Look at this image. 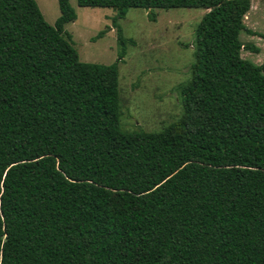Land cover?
Instances as JSON below:
<instances>
[{
	"label": "trees",
	"instance_id": "1",
	"mask_svg": "<svg viewBox=\"0 0 264 264\" xmlns=\"http://www.w3.org/2000/svg\"><path fill=\"white\" fill-rule=\"evenodd\" d=\"M115 13L109 65L81 62L56 0H0V264H264V63L240 57L249 0H75ZM128 9H203L181 114L122 132ZM101 35V33H99Z\"/></svg>",
	"mask_w": 264,
	"mask_h": 264
},
{
	"label": "rangeland",
	"instance_id": "2",
	"mask_svg": "<svg viewBox=\"0 0 264 264\" xmlns=\"http://www.w3.org/2000/svg\"><path fill=\"white\" fill-rule=\"evenodd\" d=\"M43 20L53 25L59 12L56 0H34ZM250 7L238 34L244 46L240 57L253 64L264 63V0H249ZM75 19L64 25L81 62L109 65L117 58L115 28L110 9L81 8L68 0ZM203 9L154 10V21L141 9H128L117 20L125 40L122 63L117 68L119 127L122 132H159L181 114L178 87L190 78L193 31ZM101 33V35H99Z\"/></svg>",
	"mask_w": 264,
	"mask_h": 264
}]
</instances>
